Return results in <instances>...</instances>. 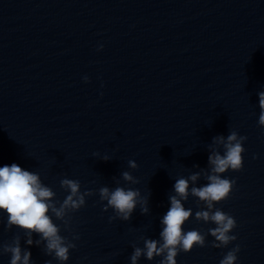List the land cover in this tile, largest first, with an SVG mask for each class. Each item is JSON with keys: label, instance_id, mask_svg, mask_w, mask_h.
Masks as SVG:
<instances>
[{"label": "water", "instance_id": "obj_1", "mask_svg": "<svg viewBox=\"0 0 264 264\" xmlns=\"http://www.w3.org/2000/svg\"><path fill=\"white\" fill-rule=\"evenodd\" d=\"M261 91L264 0H0V167L38 173L61 202L63 178L95 192L71 214L70 230L53 217L76 244L64 264H131L140 237L160 239L175 179L207 169L213 138L231 131L247 137L243 169L222 174L236 183L215 207L235 218L237 239L214 248L207 235L206 247L176 260L220 264L239 245L236 264H264ZM123 171L139 183L123 181ZM206 183L201 177L195 186ZM103 186L139 189L149 212L138 206L129 221L110 222ZM183 203L193 212L185 232L215 227L195 219L204 207L197 198ZM7 219L0 211V244L19 235L33 264H60ZM10 258L0 255V264Z\"/></svg>", "mask_w": 264, "mask_h": 264}, {"label": "clouds", "instance_id": "obj_2", "mask_svg": "<svg viewBox=\"0 0 264 264\" xmlns=\"http://www.w3.org/2000/svg\"><path fill=\"white\" fill-rule=\"evenodd\" d=\"M100 47L102 49L103 45ZM83 79L86 83L89 80L87 76ZM258 96L261 110L258 123L264 126V91L259 92ZM246 140V136L239 135L236 131H231L227 137L220 135L213 138V143L209 145L208 168L186 178L181 176L175 179V194L169 196L170 207L161 220L160 239L140 237L144 246L133 244L131 264H138L142 256L148 260L162 257L160 264H177L176 257L180 252H190L195 246L206 247L207 235L214 238L211 243L214 248H226L237 239L230 234L237 227L235 218L215 205L227 200L233 191L236 181L224 178L222 174L229 170L238 172L243 169V144ZM94 155L98 156L99 153ZM101 159L108 161L111 158L105 155ZM128 165L131 169L138 167L134 160H129ZM121 177L128 184L139 183L129 171H123ZM201 177L207 183L195 186ZM119 183L117 180L116 184ZM60 187L68 193L62 202L56 199L57 194L51 187L42 183L38 173L24 170L15 163L0 167V211L7 213V228L17 226L24 230L27 245L35 243L40 246L43 243L44 253L64 264L69 260L70 249H75L76 244L60 234L61 227L54 222L53 217L62 222L65 230H70L71 214L84 207L86 197L93 196L95 192H82L80 181L68 178L60 180ZM98 192L100 201H106L103 210L111 208L114 212V216L109 217L110 222L115 219L129 221L138 206L142 214L149 212L148 197L142 196L139 189L120 186L110 189L103 186ZM190 195L197 198L198 207L201 204L204 206L195 212V219L215 225L207 233L183 230V225L193 215L192 209H186L183 203ZM34 233L40 239L34 241ZM76 239L79 237L73 236V240ZM239 251V245L232 248L223 256L220 264H236ZM3 254H10V264H33L31 252L21 247L19 235L9 243L0 244V255ZM46 264H51V261H46Z\"/></svg>", "mask_w": 264, "mask_h": 264}]
</instances>
